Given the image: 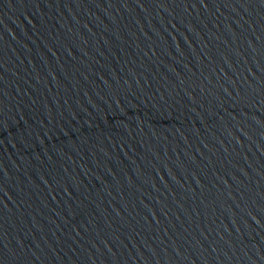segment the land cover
Listing matches in <instances>:
<instances>
[{"label": "water", "instance_id": "water-1", "mask_svg": "<svg viewBox=\"0 0 264 264\" xmlns=\"http://www.w3.org/2000/svg\"><path fill=\"white\" fill-rule=\"evenodd\" d=\"M0 264H264V0H0Z\"/></svg>", "mask_w": 264, "mask_h": 264}]
</instances>
